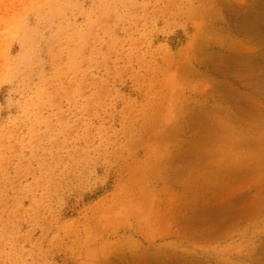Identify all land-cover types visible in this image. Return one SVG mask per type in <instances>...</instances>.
<instances>
[{
  "label": "rangeland",
  "instance_id": "1",
  "mask_svg": "<svg viewBox=\"0 0 264 264\" xmlns=\"http://www.w3.org/2000/svg\"><path fill=\"white\" fill-rule=\"evenodd\" d=\"M0 264H264V0H0Z\"/></svg>",
  "mask_w": 264,
  "mask_h": 264
},
{
  "label": "bare ground",
  "instance_id": "2",
  "mask_svg": "<svg viewBox=\"0 0 264 264\" xmlns=\"http://www.w3.org/2000/svg\"><path fill=\"white\" fill-rule=\"evenodd\" d=\"M262 5H263V4H262ZM206 13H207V12H206ZM197 19H198V18H197ZM165 92H166V91H165ZM168 93H169V92H168ZM172 96H173V95H172ZM166 105H167V104H166ZM171 105H172V104H171ZM163 107H164V106H163ZM170 108H171V107H170ZM170 108H169V109H170ZM156 110H157V109H156ZM130 111H131V110H130ZM169 111H170V110H169ZM156 112H158V111H156ZM160 112H162V111H160ZM173 113H174V112H173ZM173 113H172V114H173ZM157 114H158V113H157ZM160 114H161V113H159V115H160ZM169 114H170V112H169ZM172 114H171V115H172ZM153 115H154V114H153ZM159 115H158V116H159ZM171 115H170V116H171ZM172 116H173V115H172ZM153 117H156V116H153ZM159 118H160V117H159ZM168 118H169V116H168ZM159 120H160V119H159ZM170 120H171V119H170ZM160 121H161V120H160ZM131 122H132V121H131ZM134 123H135V121H134ZM133 125H134V124H133ZM148 127H149V126H148ZM148 127H147V128H148ZM130 128H131V127H130ZM150 128H151V127H150ZM150 128H149V130H150ZM132 129H133V128H132ZM136 130H137V129H136ZM148 132H149V131H148ZM143 134H144V133H143ZM164 135H165V133H164ZM161 139H162V138H161ZM161 146H162V145H161ZM160 149L163 150L162 147H161ZM160 151H161V150H160ZM160 151H159V152H160ZM160 153H162V152H160ZM157 155H158V154H157ZM159 155H160V154H159ZM159 155H158V156H159ZM133 156H134V155H133ZM238 158H239V157H238ZM146 174H147V173H146ZM141 176H142V175H141ZM203 188H204V187H203ZM205 188H206V187H205ZM146 192H147V191H146ZM96 193H97V192H96ZM147 194H148V193H147ZM112 218H113V217H112ZM103 252H104V251H103ZM103 252H102V253H103ZM106 256H107V255H106ZM103 259H104V258H103ZM103 259H102V260H103ZM106 259H107V258H106Z\"/></svg>",
  "mask_w": 264,
  "mask_h": 264
}]
</instances>
